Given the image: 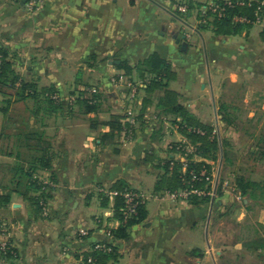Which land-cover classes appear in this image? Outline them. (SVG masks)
<instances>
[{
    "label": "crops",
    "instance_id": "crops-1",
    "mask_svg": "<svg viewBox=\"0 0 264 264\" xmlns=\"http://www.w3.org/2000/svg\"><path fill=\"white\" fill-rule=\"evenodd\" d=\"M24 1L0 0V47L23 80L38 88L54 86L59 102L53 108L28 98L0 111V192H10L0 215L9 224L16 261L89 264L83 255L102 240L111 241L114 252L98 264H255V252L239 241L245 198L239 204L237 194L213 184L209 202L200 194L192 202L156 190V183L167 159L182 162L184 172L182 155L169 144L188 140L177 127L180 118L163 106L165 89L215 130L219 156L221 137L227 135L222 128L236 126L224 116L239 120L228 88L240 92V104L264 111L263 23L218 31L195 13L209 0H42L34 11H26ZM180 5L190 8L181 12ZM154 52L173 73L165 87L143 84L141 98L132 104L102 107L100 99L98 109L89 112L71 95L86 86L99 87L101 97L111 95L112 73L143 82L147 71L141 62ZM128 115L135 120L131 135L113 133L110 121H126ZM254 115L248 111L246 119ZM153 119L162 124L154 128ZM42 152L51 162L35 171L48 186L47 210L39 214L24 198L15 167H28ZM219 156L193 160L217 168ZM116 181L144 197V216L123 236L111 238L105 231L118 222L107 191ZM9 262L0 256V264Z\"/></svg>",
    "mask_w": 264,
    "mask_h": 264
},
{
    "label": "trees",
    "instance_id": "trees-1",
    "mask_svg": "<svg viewBox=\"0 0 264 264\" xmlns=\"http://www.w3.org/2000/svg\"><path fill=\"white\" fill-rule=\"evenodd\" d=\"M218 3H222L223 0H216ZM236 1V0H232ZM243 5H234L231 8H227L224 16H213V25L223 33H233L237 31L242 25H250L255 20L254 10L257 6L256 1H252L249 4L247 0H244ZM189 4V3H188ZM190 6L187 5L189 10ZM233 15L245 16L249 21H233ZM0 93L4 98L0 101V111L7 113L12 106V103L16 101H24L28 98L39 99L41 98L47 107H56L59 102V94L54 86L38 88L34 82L25 81L21 76L16 73L12 67L10 61L7 59L6 52L0 47ZM144 70L147 73L142 74L143 83L147 89H151L157 86L165 87L167 81L173 76L170 71V67L166 60L154 52L142 62ZM119 66V65H118ZM143 87V86H142ZM71 95L74 100L84 106V110L96 111L98 109V103H100V92L92 91V87L86 86L85 88L78 90L77 93L72 92ZM163 106L166 110L175 114L180 118L178 121L181 133L194 145L195 150L190 152L185 161V171L182 172V162L173 158L165 160L160 166L163 168V174L156 183V190H163L166 192H175L184 188H204L208 182L204 177L202 179L195 178L191 180V171L195 173L196 177L199 176V170L205 168L207 175H210V164L204 160L195 161L192 156L212 158L214 154L211 151L218 148L215 135L212 133L213 128L206 125L196 119L186 108H184L178 102V94L171 90H164ZM224 107V106H223ZM226 111V108L224 107ZM224 120L230 123L229 117L224 116ZM110 127L113 133H119L126 135L127 129L130 128L131 132L133 125L126 121H120L118 117L110 121ZM132 128V129H131ZM259 144L256 146L257 151L253 153L257 159L264 158V133L259 137ZM262 142V143H261ZM174 148V146L172 147ZM184 153V152H183ZM187 154V153H185ZM32 161L28 167L24 168L22 164L18 163L15 167L16 175H18L23 190L24 198L34 207L36 213L44 214L47 210L48 192H46V184L38 180L35 177V171L39 167L49 168L51 158L46 152L36 153L32 156ZM20 185V182H18ZM237 187L240 195H246L250 200H260L264 204V182H257L252 180H243L239 178ZM209 185L205 187L207 190ZM113 190L123 191L129 189L125 183L116 181L112 187ZM28 190L34 191V194H29ZM132 190V189H131ZM37 192V193H36ZM192 202L195 201V193L188 195ZM201 200H207V197H201ZM10 202V192H0V208L5 207ZM123 205V198L121 194L114 196L113 214L116 220H122L121 207ZM137 213L130 216L126 222H120L116 228H108L111 232V238L116 236H123L128 227L132 224L139 222L144 216V203L137 206ZM96 243H104L110 247V250L96 249L94 245ZM244 246L248 249H260L264 247V238H261L258 244L253 242L245 243ZM114 252V245L111 241H97L91 245V248L87 253L83 255V260L89 264H98L100 261L107 257H111ZM0 253L2 258L10 261L9 264H19L16 261L17 252L14 246L11 244V240L8 241L5 247L0 246Z\"/></svg>",
    "mask_w": 264,
    "mask_h": 264
},
{
    "label": "rangeland",
    "instance_id": "rangeland-1",
    "mask_svg": "<svg viewBox=\"0 0 264 264\" xmlns=\"http://www.w3.org/2000/svg\"><path fill=\"white\" fill-rule=\"evenodd\" d=\"M252 1L257 2L259 0H247L246 4H249ZM208 2H212V1L209 0ZM213 3H217V1L213 0ZM202 5L197 6L195 8V13L197 14V16H199V19H201L202 21L205 19L212 21L214 18L213 14L209 13L205 17L201 16V14L203 13ZM180 11L187 12L188 11L187 6H185L184 11L182 10ZM261 23H263L264 25V19L262 20ZM118 74L119 73H112L111 76H117ZM123 74L125 75V77L127 76L126 73ZM111 76L108 77L107 83L108 86H110L109 87L110 90L112 89L113 92H111L112 93L111 95L100 97L101 103L103 104L102 107L105 105H109L112 106L113 108H115V106L118 108L119 106H124L123 104L127 102L129 104H132L136 99L141 98L140 94L142 93L140 92L141 91L140 88H142L144 81L143 82L137 81L138 83H133L130 81V79L127 76L128 81L125 83L123 81L112 82L110 80ZM95 89L97 90V92H99V87ZM133 90H135L136 95H134ZM114 91L117 92L118 94L116 100H115V95L113 94ZM239 93L240 92L238 90L233 88H228L227 90V95L229 96V98L227 99L234 100L235 102L234 106L237 109L234 110L233 113L237 115L239 120L230 122V123H234L237 126V128L236 126L231 125V130L223 131V128L221 130L223 134L225 133L227 134L226 136L221 137V145L223 149L222 155L219 156L220 155L218 150L219 148L211 151V154H214V157L210 159L215 160L219 156V159L217 160V162L219 161V164L217 168L216 166L214 168L213 166L211 167L210 165V180L205 184L204 188H202V190H204V193L200 194L201 197H207L206 200L207 202H209V199H211L212 197L213 190L211 189L212 188L211 186L213 184H215V187L217 188L218 191L224 189V191L229 190V192L231 193L240 195V192L237 187V182L239 178H242L243 180L264 182V158L257 159V157L253 155V153L257 151L258 148L256 145L260 143L259 137L261 136V134L264 133V111H262V109L260 108L255 109L253 106H246L244 104L243 105L240 104V102L238 101L239 98H237ZM18 110L22 111L23 109L20 108ZM248 111L255 112L254 119L251 120L246 119L247 117L246 115ZM150 123L153 124L154 128H158L160 123L162 124V121L160 122V120L153 119L152 122ZM133 124H135V121ZM177 127H179V124H177ZM214 131L215 130L212 131L213 134ZM126 136L129 137L130 135H126ZM182 143H186V144L189 143L191 147L194 149V145L189 140H183V139L181 141H175V142L173 141L169 144V146L173 147L175 145ZM173 150H175L178 154L182 155L184 159L183 162L187 160V156L190 153L187 152V154H184L175 147L173 148ZM194 157L197 156L193 155L192 158ZM160 170L163 171V168H160ZM207 185H209V188L206 190L205 187ZM128 187L129 189L135 190L130 186ZM46 192H48V188H46ZM242 198L246 199V204L244 206L245 215L239 232L240 244H242L243 246L245 243L248 242H253L258 244L259 240L261 238H264V204L263 202L257 199L250 200L246 195H243L239 198L240 201H237L239 204L242 202ZM9 231H10L9 224L6 223L2 215H0V246L6 244L8 241L11 240ZM11 244H13L12 241ZM251 250L255 252L253 256V260L255 264H263L264 247L260 249L254 248Z\"/></svg>",
    "mask_w": 264,
    "mask_h": 264
},
{
    "label": "built area",
    "instance_id": "built-area-1",
    "mask_svg": "<svg viewBox=\"0 0 264 264\" xmlns=\"http://www.w3.org/2000/svg\"><path fill=\"white\" fill-rule=\"evenodd\" d=\"M212 2H208L205 3L204 5H202V17H205L206 15L213 14V16L216 17H222L224 16L227 8H231L234 5H243L245 4L244 0H236V1H232V0H223L222 3H213V0H211ZM257 6L254 10V15H255V20L253 21V23H261L262 20L264 19V0H259L257 1ZM24 5L27 11H34L39 9L42 6V0H25L24 1ZM178 8L182 11L185 10V6L184 5H180L178 6ZM233 21H249L248 19H246L245 16H238V15H233L232 17ZM0 60H1V55H0ZM110 80L112 82H119V81H123L124 83L127 82V77H125V75L123 73L118 74L117 76H111ZM92 91H95V88H92ZM134 95H136L135 90H133ZM132 93V95H133ZM127 120L130 124L133 125L134 123V118L131 115H128ZM126 135H131V130L130 128L127 129V133ZM176 149L180 150L181 152L187 153V152H193L195 150V148L193 149L191 147V145L189 143H182V144H178L174 146ZM185 171V170H184ZM191 173V180H194L195 178L197 179H202V177H204L207 181L210 180V175H207V171L205 168H202L201 170H199V176L196 177L195 173H193L192 171ZM191 193H195V194H201L204 193V190H202V188H184V189H180L178 191L172 192L173 195H177V196H182V197H187L189 194ZM107 194L113 198L116 194H121L122 198H123V205L121 207V212H122V220H117L118 224L120 222H126V220L132 216L135 215L137 213V206L141 203H144V197L136 192L135 190H131V189H124L123 191L119 192L116 190H109L107 191ZM241 196L238 195V198H240ZM81 233H85V231L81 230ZM106 235L108 237H111V232L109 229H107L105 231ZM6 244L2 245V248L5 247ZM94 248L96 249H105V250H110V247L107 246L104 243H96L94 245Z\"/></svg>",
    "mask_w": 264,
    "mask_h": 264
},
{
    "label": "water",
    "instance_id": "water-1",
    "mask_svg": "<svg viewBox=\"0 0 264 264\" xmlns=\"http://www.w3.org/2000/svg\"><path fill=\"white\" fill-rule=\"evenodd\" d=\"M109 64H118L119 60H108Z\"/></svg>",
    "mask_w": 264,
    "mask_h": 264
}]
</instances>
